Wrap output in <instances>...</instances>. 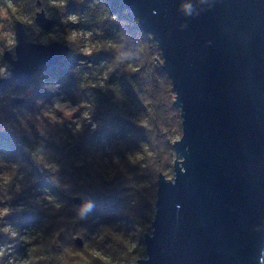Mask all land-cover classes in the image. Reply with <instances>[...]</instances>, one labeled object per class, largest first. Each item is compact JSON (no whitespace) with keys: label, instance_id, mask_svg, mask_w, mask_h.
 I'll use <instances>...</instances> for the list:
<instances>
[{"label":"water","instance_id":"obj_1","mask_svg":"<svg viewBox=\"0 0 264 264\" xmlns=\"http://www.w3.org/2000/svg\"><path fill=\"white\" fill-rule=\"evenodd\" d=\"M121 1L154 41L181 119L173 177L158 172L145 258L135 264H262L264 0ZM34 23L55 25L43 10ZM15 25L14 58L2 55L9 78L27 82L67 56L69 45L28 41Z\"/></svg>","mask_w":264,"mask_h":264},{"label":"trees","instance_id":"obj_2","mask_svg":"<svg viewBox=\"0 0 264 264\" xmlns=\"http://www.w3.org/2000/svg\"><path fill=\"white\" fill-rule=\"evenodd\" d=\"M83 8V4L75 7L78 13ZM84 9L93 12L92 26L100 43L99 51L89 57L107 66L102 83L89 79L78 83V55L73 51L75 43L69 41L72 47L63 60L42 66L33 75L44 74L49 81L74 87L88 103L95 127L80 126L75 135L64 123H47L42 131L0 128V152L15 164L16 176L22 175L27 205L6 219L23 229L38 227L39 236L26 244L36 257H68L66 248H70L86 255L83 264H134L136 256L128 252L124 235L133 231L142 242L148 230L158 172L172 175L171 143L181 133V119L172 104L170 80L156 61L161 59L158 49L123 2L99 0L95 7ZM97 12L101 19L94 16ZM33 77L27 82L9 79L0 91L8 86L22 89L35 82ZM31 94L41 99L48 95L37 88ZM22 104L33 108L29 100ZM98 151L104 152L106 162L96 155ZM40 194L51 198V203L47 200L43 207L27 200ZM74 197L91 206L76 209ZM98 226L104 229L103 237L93 243L110 254L108 263L86 252ZM75 235L81 239L80 247L73 241ZM0 238L6 239L1 233Z\"/></svg>","mask_w":264,"mask_h":264},{"label":"rangeland","instance_id":"obj_3","mask_svg":"<svg viewBox=\"0 0 264 264\" xmlns=\"http://www.w3.org/2000/svg\"><path fill=\"white\" fill-rule=\"evenodd\" d=\"M99 0H63V6H54L55 0H0V34L12 39L13 46L11 48L5 46L3 41H0V78L10 77V65L2 59L3 53L6 51L10 53L14 58V47L17 44L16 35V22H20L25 32V38L28 41L38 44H48L53 41H57L61 44H67L71 48L72 45L68 43L66 37L75 34L73 39L75 40L74 53L78 55L77 69L81 72L80 80L85 81L89 79L90 82L102 83V79L106 76L107 66L103 61L91 60L90 55H82L81 49L84 47L100 46L99 40L96 36L97 29L92 25L93 12L89 13L84 9L85 7H95V4ZM38 2V4H37ZM9 7H5V5ZM84 5L83 10L78 13L75 7ZM28 8H32V12L28 11ZM43 10L45 17L55 21V25L48 31L41 30L34 23V13ZM75 16L76 23L68 22V17ZM94 16L99 19L103 15L99 16V13H94ZM95 51V50H93ZM161 58V57H160ZM156 61L161 64V59L156 57ZM35 82L28 83L22 89H16L13 86H8L4 91H0V128L6 127L11 130L20 131L21 129L31 131L33 129L42 131L46 128L47 123L65 124L72 135H75L77 126H83L86 129H93L95 122L93 121L88 103L83 97L77 94L74 87H68L56 81H49L45 78L44 74H38ZM11 79V78H9ZM8 79V80H9ZM34 88L44 91L48 95L46 98L31 97V93ZM19 99L29 100L32 103V110L23 107L22 103L12 104L11 100ZM71 112L70 117L65 116L64 113ZM88 114V119H83V114ZM10 114V116H8ZM59 121V122H57ZM176 136L173 140L179 139ZM107 149V148H106ZM99 157L106 162L107 157L103 151L96 153ZM180 158V157H179ZM15 170V164L11 162V159L0 152V176L7 175L10 177L7 183L0 180V209H8V214L4 217H0V233L6 237L5 240L0 238V249L3 250L4 255L0 256V264H22L23 261L31 260L32 264H83V259L86 255L79 251H72L70 248H66L68 257L63 254H56L54 258L45 259L36 257L32 250L28 249L26 245L29 241L39 236L40 231L35 225H30L23 229L16 224L13 225L6 218L16 212H21L27 208L23 204V200L26 198L22 187V175L18 174ZM16 176V177H15ZM173 173L167 179H172ZM19 195V196H17ZM35 205L46 206L48 196L46 194H40L30 196L27 198ZM151 222V221H150ZM146 226L148 230L144 233L150 232V223L147 222ZM8 228L10 232L15 233V237L11 238L8 233L2 231V229ZM104 229L98 226L96 230L90 235L91 243L86 245V252L98 256L103 261L107 262L111 259L109 253L105 252L102 247L93 241L98 242L103 237ZM143 233V234H144ZM143 237V235H142ZM79 239L77 235L74 239ZM35 240V239H34ZM124 243L128 250V245H135V248L129 252L137 259L145 258L143 241L138 242L137 237L134 236L133 231H128L124 235ZM77 245V247H80ZM23 248V249H22ZM20 249V250H19ZM143 252V254H141ZM134 261V264L136 262ZM40 261V262H39ZM264 264V259L262 260Z\"/></svg>","mask_w":264,"mask_h":264},{"label":"clouds","instance_id":"obj_4","mask_svg":"<svg viewBox=\"0 0 264 264\" xmlns=\"http://www.w3.org/2000/svg\"><path fill=\"white\" fill-rule=\"evenodd\" d=\"M54 6L62 7L63 6V0H55ZM5 7H9V5L6 4ZM188 8H189V5H184L185 12H187ZM67 19H68V22H70V23H73V24L76 23V17L75 16H70ZM74 35L75 34H72V35L66 37V39H68L69 42L75 43V40L73 39ZM0 41H3L5 46H7L9 48H11L13 46L12 39H10L8 37H5L2 34H0ZM109 47H115V46L114 45H109ZM93 50L99 51V46L84 47L80 51H81L82 55H91ZM129 67H131V66H129ZM0 71H2V70H0ZM64 115L70 117L72 115V113L68 112V113H64ZM82 118L83 119H88V114L84 113ZM57 122H59V121H57ZM76 130L79 131V126H77ZM38 162H39V159H38ZM9 179H10V177L7 176V175L0 176V180H2L4 183H7ZM48 202L51 203V198H48ZM90 206H91L90 204L85 203L81 207H82V210H86ZM55 207H59V205H55ZM7 214H8V209H6V208L5 209H0V217H4ZM2 231L5 232V233H8L11 238L15 237V233L10 232V230L8 228H4V229H2ZM134 248H135V245H128V251L129 252H131ZM3 255H4V252H3L2 249H0V256H3ZM102 259H106V258H102ZM9 264H11V261H9ZM22 264H32V262H31V260H28V261H23Z\"/></svg>","mask_w":264,"mask_h":264}]
</instances>
